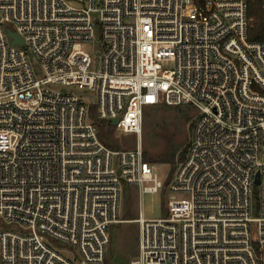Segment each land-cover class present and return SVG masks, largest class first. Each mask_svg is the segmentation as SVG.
Listing matches in <instances>:
<instances>
[{
  "label": "built area",
  "instance_id": "built-area-1",
  "mask_svg": "<svg viewBox=\"0 0 264 264\" xmlns=\"http://www.w3.org/2000/svg\"><path fill=\"white\" fill-rule=\"evenodd\" d=\"M249 24L245 0H0V264H104L125 185L169 193L164 216L133 219L129 264H264V38ZM157 104L197 111L166 183L90 113L139 134Z\"/></svg>",
  "mask_w": 264,
  "mask_h": 264
},
{
  "label": "rangeland",
  "instance_id": "rangeland-1",
  "mask_svg": "<svg viewBox=\"0 0 264 264\" xmlns=\"http://www.w3.org/2000/svg\"><path fill=\"white\" fill-rule=\"evenodd\" d=\"M93 17L98 18V13ZM89 45V51L96 49ZM37 74L40 73L38 63L32 60ZM163 66L170 67L171 63H163ZM86 99L92 101L96 98L94 92L77 90ZM197 111L190 105L171 106L157 104L147 106L144 110L141 132L139 134H120L115 128L109 131V142L114 149L132 148L140 143L142 149L155 158L157 155L166 153L176 148L175 168L181 160L178 157L184 151L189 140L192 125ZM154 171L163 183L171 179L173 172L169 163L151 162ZM168 191L161 189L157 193H139L136 185H125L120 198L119 216L120 221L114 223L109 229V241L106 249V264H129L130 260L138 252V224L133 221L138 217L139 212L145 218H156L164 216L167 210ZM3 224V223H2ZM4 226L21 230L18 224H3ZM52 246L61 248L68 254L76 253L66 245L60 244L53 239L46 238ZM105 264V261H104Z\"/></svg>",
  "mask_w": 264,
  "mask_h": 264
},
{
  "label": "trees",
  "instance_id": "trees-1",
  "mask_svg": "<svg viewBox=\"0 0 264 264\" xmlns=\"http://www.w3.org/2000/svg\"><path fill=\"white\" fill-rule=\"evenodd\" d=\"M247 4V14L250 18V24L248 27V37L251 40H260L264 38V9H262L260 0H245ZM94 107H91L90 113L93 116L94 123L98 128V134L100 138L111 148L113 145L109 142V131L114 128L109 121L104 119H98L94 115ZM187 146V144H186ZM186 146L182 154L178 157L179 160H183L186 155ZM144 159L148 162H159V163H169L172 167L170 171L173 172L175 169V160H176V148L168 150L166 153L157 155L155 158H152L146 149L143 150ZM127 186V185H126ZM106 264V259H105Z\"/></svg>",
  "mask_w": 264,
  "mask_h": 264
},
{
  "label": "water",
  "instance_id": "water-1",
  "mask_svg": "<svg viewBox=\"0 0 264 264\" xmlns=\"http://www.w3.org/2000/svg\"><path fill=\"white\" fill-rule=\"evenodd\" d=\"M8 34L11 36L12 38V42L13 43H21L22 42V38L18 36V34L10 29H8ZM117 120L116 119H111L110 123L112 124V126H114L116 124ZM255 183H259V177L258 174L256 175L255 178Z\"/></svg>",
  "mask_w": 264,
  "mask_h": 264
}]
</instances>
